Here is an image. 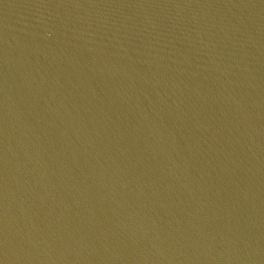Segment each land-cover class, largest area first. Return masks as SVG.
Returning a JSON list of instances; mask_svg holds the SVG:
<instances>
[{"label":"water","instance_id":"water-1","mask_svg":"<svg viewBox=\"0 0 264 264\" xmlns=\"http://www.w3.org/2000/svg\"><path fill=\"white\" fill-rule=\"evenodd\" d=\"M0 264H264V0H0Z\"/></svg>","mask_w":264,"mask_h":264}]
</instances>
